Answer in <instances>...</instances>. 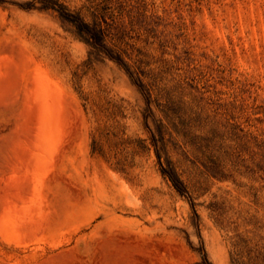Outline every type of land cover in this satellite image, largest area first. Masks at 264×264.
<instances>
[{"label":"rangeland","instance_id":"374dc122","mask_svg":"<svg viewBox=\"0 0 264 264\" xmlns=\"http://www.w3.org/2000/svg\"><path fill=\"white\" fill-rule=\"evenodd\" d=\"M25 1L0 2V264H264V0H59L150 98Z\"/></svg>","mask_w":264,"mask_h":264},{"label":"trees","instance_id":"16d2710c","mask_svg":"<svg viewBox=\"0 0 264 264\" xmlns=\"http://www.w3.org/2000/svg\"><path fill=\"white\" fill-rule=\"evenodd\" d=\"M3 0H0V2ZM26 9L36 8L41 10L52 9L58 12V15L73 25L76 34L84 40L94 51L103 53L110 59L115 60L120 64L126 72L130 75L133 81L147 94L150 98V89L148 84L144 82L138 67L130 64L126 60V54L124 51L117 47L115 44H108L109 29L103 25L99 19L98 7L94 8L93 20L88 21L79 11L70 10L64 3L59 0H27L19 4ZM156 145V153L158 157V163L160 170L164 176H166L174 185V187L183 193L186 191V187L177 174L173 163L168 157H163L159 146Z\"/></svg>","mask_w":264,"mask_h":264}]
</instances>
